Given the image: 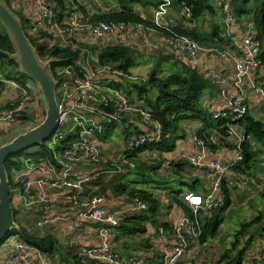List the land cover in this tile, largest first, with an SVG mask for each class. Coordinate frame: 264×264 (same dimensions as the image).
Segmentation results:
<instances>
[{
    "label": "crops",
    "instance_id": "0c3cea01",
    "mask_svg": "<svg viewBox=\"0 0 264 264\" xmlns=\"http://www.w3.org/2000/svg\"><path fill=\"white\" fill-rule=\"evenodd\" d=\"M45 1L49 4H53L52 0ZM76 1L65 0V4L69 9H66V11L60 13V15L64 17L70 16L75 8L78 7L77 5H74V3H77ZM77 4L81 3L78 2ZM9 5L13 6L14 10L29 21L31 26L30 36H32L37 43H42L49 49L56 47L62 51H77L79 53V57L81 54L86 53L85 56H88L86 59L88 64L95 70L100 68L97 64H93L98 62L94 51L90 49L91 47L96 48L95 44L100 47V51L116 45H124L128 48L130 47L135 52V57L142 60L139 61L138 59L137 65L130 69L131 73L129 76L127 74L121 75V73L117 71H111L97 74V77L101 79L112 78L114 81L123 80V82H125L126 80H124V78L126 77L133 83L140 84V82H146L148 79H142L141 81L139 78H135L132 75L133 69L138 68L143 64L144 66L149 67L152 62H148L147 60L149 59L170 56L174 61L179 62V64H183L186 67L189 66L206 79L208 78L211 80L212 85L205 91L202 100L203 109L207 115L211 116V118V114L213 112L223 110L226 107L225 99L221 94L222 91H227L233 97H240L241 94L246 96L248 114L253 116L256 120L264 123V96L256 94L253 90V87L258 84H262L264 87V65L261 68L252 71L249 74L250 76L243 81L242 87L238 89L234 84L233 74L235 72V63L232 59L221 60L216 56H206L204 58L195 59L188 58V56L178 57L169 52L165 46L164 36L157 31L148 32V34L142 37L129 35L128 37L114 38L112 36H107L99 42L91 44L85 42L80 45H75L72 42L70 43L66 41L54 42L53 38H51L47 33L35 32L33 30L36 8L32 0H10ZM110 8L111 7L104 8V11L102 12L109 11ZM186 9L174 6L173 3L169 7L167 16H165L163 20L178 29L199 30L203 33H211L213 24L218 23L222 26V36L229 42V45L222 46L224 47L222 50H230L234 56L238 58L242 57L240 47L242 45L244 35L248 30V26L252 24L251 18L247 16H243L242 19L236 17L237 20L230 26L229 29H227L225 18H223L217 9L215 14H206L205 17L198 22H194L191 18L187 17ZM136 10L141 13L142 17L151 20L155 6H152L147 10H144L140 6H136ZM88 12L93 14L89 10ZM90 51L92 52L90 53ZM142 58L148 59H145L146 62H144ZM78 62H80V60H78ZM100 70H96L95 72H99ZM8 83L14 84V82ZM103 95L107 94L104 93ZM103 95L99 96V98H102ZM128 96L132 98L134 102L145 108L144 102L137 97L136 92H133ZM97 121L99 124H103L102 118L97 119ZM120 123H122L125 128L123 132L124 137L121 146L115 148L109 139L111 137L110 134ZM112 124L115 125L113 126L111 132H109L110 129L108 128L105 136H93L91 139L92 143L95 142L97 146L102 149V154L106 162H111L113 159L119 161V157L124 152L125 148V135L131 131H137L148 135V137L152 139L149 145L161 144L164 142L162 135L163 127L157 122V120L147 123L139 117L132 116L131 118H118V120L114 121ZM159 126L161 128L160 134L162 137L158 133ZM202 130L205 132L202 133L201 136H204V138L206 137L207 141L199 134ZM234 130L238 136L243 139V141L246 139L244 125L239 123L234 126ZM195 135H198L206 143L208 152L210 151L206 155V163L212 159L222 163H228L234 159V150L237 142L236 137L229 136V133L223 134L218 128L210 126L206 127V125L201 121L189 120L179 124V128L174 132V134H172V138L174 140L170 141L169 144L165 142L167 145L163 144L164 148H146L138 151L134 154L132 159H130V162L134 164L133 167L125 164L122 166L120 173L102 174L97 181H94L92 185L85 188L83 196L85 200H91L95 197V195H102L105 198L103 206L108 212L114 213L116 211H122L125 215L127 214L110 236L111 248L113 251H117L121 254L122 264H130L132 261H139L143 264H163L165 257L173 254L175 251L174 249L181 246L182 240L178 238L174 229L181 218L186 214L181 206L177 204L173 191L182 188L183 193L178 199L184 202L187 206L188 203L186 202L185 197L191 193L188 190V187L181 186V182H188L189 180L197 181L198 193L204 196H208L211 192H213L212 189L214 186L215 175L212 172H210L207 168L185 165L179 160L180 153H190L196 155L202 153V149L194 140ZM249 142L252 149L259 152L256 165H254V167L251 168V171L247 173H242L235 169L228 171V174L224 178V182L230 191V202L225 209L226 211L223 213V217L227 212H229V207L232 206V204L237 203L236 198L238 195H244L248 191L249 192L247 194H250L251 192L257 193L258 191H262L264 189V143L254 137H250ZM140 155L144 156V158H139ZM139 160L140 164L137 163ZM153 160H158L160 165L155 164ZM106 162L99 165L77 164L76 168L78 171H100L108 168V165L105 164ZM153 164L157 165L158 168L161 166L160 170H157L158 173L159 171L160 173H163L164 171L169 170L168 172L172 174L171 176H173V174L179 175L180 186H178L177 189H170V185L168 183L166 186L163 185L164 187H159L158 182L157 184L154 182L152 186H150L149 183L151 179L148 177V174L154 171V167L156 166H152ZM142 166L144 170H147L146 172L136 170V168ZM149 168L151 170L148 171ZM141 173L144 174L143 177L140 175ZM15 177L17 178V175ZM27 177V179L30 180H37L38 178H42V175L39 172H35ZM181 178H184L185 180H181ZM17 183L22 184V182ZM124 183L128 186L127 192L123 191L122 185ZM20 186L11 192L13 202V196H19L20 199V202L14 206L17 222L28 233L34 235L35 237H46L52 235L58 239V247L55 252L56 254L51 257L47 255L52 264H92V262L85 261V259L82 258L81 251L83 248L96 247V245L101 243L102 239L99 233V227L97 224L95 225L90 221H87L84 226L79 225L80 218L78 210H75L65 200L67 194L70 193L69 190L64 187L52 188L50 186L40 187L37 185L33 187L29 195H26L27 197H24ZM145 186H149V188H145ZM133 189L146 190L153 193L160 201V207L157 215L143 222H139L143 227L144 232L130 234L127 231L129 229H133L138 224L134 217L142 214V212L133 209V199L128 193ZM96 191H99V193L93 194ZM222 195V193H219L216 196V199L218 201L221 200ZM214 211H216V209L211 212L210 217L207 219L203 218L201 215L194 218L199 221L200 230L201 226L206 224V222L213 216ZM129 219H134V221L130 220L126 222ZM44 220H49L50 222L43 223ZM38 223L43 224L39 225ZM215 234L216 232L211 235L209 234L205 240H202V234L199 238H191L188 236V247L183 258L178 264H209L208 253H192V251L195 249L207 250L204 249L207 247L206 243L210 241V238H214ZM11 246L12 244L8 248L3 245L0 246V264H8L7 257L8 253L11 251ZM255 248V250H250V252H248L250 258L246 264H252L260 258L261 254L264 252V238L262 241V248L261 246H257ZM224 254L225 252L221 255L218 254L220 258L217 259V257H215V261L219 262ZM77 256L78 258L74 260L73 257ZM97 263L106 264L102 262Z\"/></svg>",
    "mask_w": 264,
    "mask_h": 264
},
{
    "label": "built area",
    "instance_id": "2783aa9c",
    "mask_svg": "<svg viewBox=\"0 0 264 264\" xmlns=\"http://www.w3.org/2000/svg\"><path fill=\"white\" fill-rule=\"evenodd\" d=\"M10 2V0H6ZM35 4L36 13L34 16L33 30L35 32L47 33L51 38L59 42L76 38L77 36H86L90 40L99 42L105 37H128L145 36L148 32L157 31L164 36L165 46L169 52L178 57L188 58H204L206 56H216L221 60L232 59L235 63L234 84L240 89L243 81L250 76L252 71L261 68L264 63L261 59V46L257 41L253 25L248 26V30L244 35L241 50V58L232 54L230 50H221L215 46H204L198 41L180 34L175 27L166 23L164 19L167 16L169 7L173 4L172 0H157L160 2L154 10L152 22L153 26H144L137 23H113V22H89V18L82 10L75 9L70 16L64 17L60 15L55 4H49L45 0H32ZM214 6L225 18L227 29L237 20L233 9V0H212ZM11 6V5H10ZM13 7V6H11ZM187 17L191 18V11L186 9ZM109 45V44H108ZM107 45V46H108ZM78 66L58 67L55 72V78L58 80L57 100L59 106V126L55 134L47 141L48 148L55 149L60 142H65L68 137H75L70 143L68 149L60 154H54V161L36 160L32 158L25 159V169L18 173L16 182H22L20 189L24 197L30 194L35 186H50L52 188L64 187L69 190L66 201L79 214V225L84 226L87 221L97 224L101 236V243L96 247H87L82 249V258L85 261L102 262L106 264H122V256L119 252L113 251L110 245V236L119 226L125 215L122 211L110 213L103 206L105 200L102 195H95L91 200L83 198L85 188L97 181L102 174L120 173L122 166L127 164L133 167L130 162L132 154L148 146L151 140L148 135L131 131L125 135L124 152L119 157V161L113 159L106 162L102 154V149L95 142H91L93 136H105L108 128L118 118L139 117L143 121L150 123L154 121V116L146 108L133 101L132 98L125 95L121 90L111 86L114 79L97 77L102 72L116 71L112 65L102 66L96 70L88 64ZM16 83V82H15ZM14 83V84H15ZM22 91L28 94L26 89L18 86ZM256 94L264 96V87L258 84L253 87ZM22 93V92H21ZM106 93L107 95H103ZM26 95V94H23ZM21 94V97L23 96ZM99 98V96H102ZM226 107L223 110L213 112V120H224L226 122V133L229 136L237 138L235 146V157L228 163L210 160L205 162L208 147L206 143L198 136H194L197 145L202 149L201 154H185L180 153L179 160L189 166L198 168H207L215 175L213 189L208 196H204L198 192H191L185 197L188 206L194 212V217L200 215L207 219L213 210L224 205V197L217 200L219 193L223 194L222 184L228 171L234 169L244 159L242 152L243 139L238 136L234 130V126L239 124L248 115L247 98L243 94L240 97H233L227 91H222ZM23 99V98H22ZM24 102L13 109L0 111V134L7 131V127L14 126L20 121ZM102 118L103 124H99L97 119ZM161 128L159 126L158 133ZM158 134V135H159ZM161 135V134H160ZM162 137V135H161ZM105 164L108 168L100 171H78L77 164ZM39 172L42 178L37 180L27 179L30 174ZM24 182V183H23ZM133 209L137 211L148 210V204L139 197L133 198ZM44 220L43 223H48ZM43 223H38L39 225ZM202 225V224H201ZM202 227V226H201ZM178 238L182 240V244L176 247L171 255L165 257L163 264H178L183 258L188 247L187 237L199 238L202 234L199 221L184 215L174 229ZM12 237L11 251L8 253V264H52L46 253L30 246L18 237ZM130 264H143L135 261ZM252 264H264V252L260 258Z\"/></svg>",
    "mask_w": 264,
    "mask_h": 264
},
{
    "label": "trees",
    "instance_id": "16d2710c",
    "mask_svg": "<svg viewBox=\"0 0 264 264\" xmlns=\"http://www.w3.org/2000/svg\"><path fill=\"white\" fill-rule=\"evenodd\" d=\"M53 4L56 5V8L60 13L69 9L65 0H52ZM115 2L113 8H110L106 12H97L90 14L88 9L85 6L74 3L78 7L75 9H80L82 12L88 16L89 22H113V23H137L142 24L146 27L153 26L154 23L150 19L142 17L141 13L136 10V6L142 7L144 10L149 9L152 6L160 4L157 0H113ZM174 6H177L181 9L187 8L191 11V19L194 22H198L205 17L206 14H215L216 7L214 6L212 0H172ZM8 5L9 2L7 1ZM158 6V5H157ZM73 8V7H72ZM233 9L237 18L242 19L243 16L251 18L253 25V32L260 43L261 52L260 57L264 63V0H233ZM218 10V9H217ZM15 11V10H14ZM16 14L22 20L24 24L25 32L30 39L31 43L34 44L39 56L43 60L57 58L58 63L54 64V73L58 67L64 66H76L79 60V53L71 51H62L59 48L52 47L49 49L42 43H37L35 39L30 36L31 26L29 21L22 17L17 11ZM90 15V16H89ZM180 34L187 35L190 38L198 41L204 46H215L216 48L223 49L222 46L229 45V42L226 38L222 36V26L218 23L213 24V29L211 33H203L199 30H183L175 28ZM42 34V33H41ZM96 55L98 60L97 66H110L112 65L114 69L122 74L130 75V69L134 68L137 65V57H135V52L129 47L124 45L110 46V48L103 49L101 51H96L95 47H91ZM14 53V48L10 39L0 23V95L5 91L7 87L6 82H17L19 86L23 89H26L31 92L27 86V78L24 76L19 69V66L16 62L10 60L9 54ZM157 60L156 66L151 70L146 82H141V84L133 83L129 78H124L126 80L114 81L111 86L115 89L123 91L125 95H130L133 92L137 93V97L144 102L145 108L151 112L154 116V120L163 127V139L164 142L161 144H151L146 148H164V145L172 140V134L179 128V124L185 121H201L206 127H215L223 134L225 133L226 122L224 120L216 121L207 115L203 109L202 100L205 91L211 87L212 82L210 79H206L204 76L200 75L194 69H191L189 66H184L179 64V62L174 61L170 56L168 57H159L152 58ZM152 60V61H153ZM81 68V67H80ZM22 99L17 98L16 102H8L6 105L2 106L0 104L1 110L13 109L21 103ZM25 113H22L20 118L24 120H31L29 117L25 116ZM244 125L246 139L242 143V152L244 153L243 161L234 167L235 170H238L242 173H247L251 171V168L256 165L259 152H256L252 149V146L249 142L250 137H254L257 140L264 143V123L256 120L253 116L248 114L244 120L240 122ZM115 125V124H114ZM109 127V132L112 131L113 126ZM108 132V133H109ZM205 131L202 130L199 134L200 136ZM204 138V136H201ZM75 137H68L65 142H60L55 146L54 150L48 148L47 143L43 146H36V148L27 150L23 153L17 154V156L12 157L7 161V170L9 173V178L11 180V190L18 188L21 183L16 182V174L25 169V159L32 158L34 161L45 160V161H54L53 155L60 154L64 152L70 146V143L73 142ZM207 141V138H204ZM140 151V150H138ZM137 151V152H138ZM135 152V153H137ZM134 153V154H135ZM132 154L131 158L134 156ZM185 164V163H184ZM187 165V164H185ZM156 167H154L155 169ZM162 182V183H160ZM159 187L166 186V181H160ZM181 186L188 187L190 192H198V182H181ZM123 191H128L127 184H123ZM163 186V187H164ZM222 191L224 197V205L216 211L213 212V216L202 225L201 230L202 240H205L206 237L210 234H214L218 231V228L222 225L224 221L223 213L229 205L230 202V191L226 186V183L222 184ZM174 192V197H176L177 204L181 206L185 214L189 217H194V212L192 209L187 206L184 202L179 200V196L183 193L182 188H179ZM99 191H96L93 194H98ZM131 198L139 197L141 200L148 204V210L140 211L142 214L137 215L134 219L138 222L137 226L133 229H129L127 232L130 234L144 232L143 227L139 223L140 221H145L151 217L157 215L160 207V201L155 197L153 193H150L146 190L133 189L128 192ZM16 213V211H15ZM127 219V218H126ZM134 219H129L128 221H134ZM18 223V222H17ZM19 224V223H18ZM249 225H243L241 230L236 235V240L233 243V248L235 249L239 242L245 237L246 227ZM124 227V225H123ZM12 236H18L20 239L25 241L30 246H33L40 249L47 255L54 256L58 247V239L52 235L46 237H35L34 235L28 233L22 226L19 225V231H14L11 233ZM253 238H250L247 242L245 249H243L240 254L231 261L229 260V253L224 254L217 264H242L243 255L247 253V247L251 244ZM77 257H73L76 260ZM92 264H99L97 262L91 261Z\"/></svg>",
    "mask_w": 264,
    "mask_h": 264
},
{
    "label": "rangeland",
    "instance_id": "374dc122",
    "mask_svg": "<svg viewBox=\"0 0 264 264\" xmlns=\"http://www.w3.org/2000/svg\"><path fill=\"white\" fill-rule=\"evenodd\" d=\"M76 1V0H73ZM77 3H81L80 5L86 6V8L92 12V13H97V12H102L104 11V8H113V5L115 2L113 0H77ZM158 5V4H157ZM157 5L155 6V9L157 8ZM12 10H14L13 7H11ZM16 11V10H15ZM18 13V12H17ZM54 42H57L56 39H54ZM69 42L75 44V45H80L82 43H97V41L90 40L86 36H77L74 39L69 40ZM120 43V42H117ZM123 44V43H121ZM96 46L97 51L99 50V46ZM92 51H90L91 53ZM86 53L81 54L80 56V62H78V66L81 67L85 63V67L88 68L85 60L87 59V55L85 56ZM91 56V54H90ZM151 58V57H150ZM139 59V58H138ZM144 62H146L145 59L148 58H142ZM87 61V60H86ZM139 61H142L139 59ZM152 61V59L147 60ZM151 65L144 66L141 65L138 68H135L132 70V75L135 78H139L141 81L142 79H148L149 73L151 70L156 66L157 60H153ZM27 86L31 92L28 94L22 91L18 86L17 82L15 84H10L6 82L7 87L5 91L0 95V101L1 105L4 106L8 102H16V99H22L24 102V107L23 110H25L26 114L25 116L29 117L31 120H24L21 119L19 122H16L14 126L7 127V131L4 132V134H0V140L1 139H6L10 140L13 134L17 130L25 129L28 127H35L39 124H41L46 117V106H45V101L43 100L42 92L40 90L39 85L35 81L27 80ZM141 84V82H140ZM22 92V93H21ZM123 92V91H122ZM21 94H26L21 97ZM3 111V110H1ZM5 111V110H4ZM24 112V113H25ZM123 118V117H122ZM124 125L122 123L118 124V126L115 128V130L110 134V139L112 142L113 147H120L123 141V132H124ZM148 155V154H146ZM139 158H144V156H139ZM155 164H159L158 160H153ZM137 163L140 164V160L137 161ZM188 165V164H187ZM156 166L154 171H152L150 174H148V177L151 179L149 185L152 186V184L155 182H160L161 180L166 181L170 185V189H177L178 186H180V178L179 175L172 174L168 172L169 170L164 171L163 173H158L157 170H160V168L157 167V165H152ZM189 166V165H188ZM136 170L146 172L147 170L143 169L142 167L136 168ZM151 170L150 168L148 171ZM138 173V172H137ZM18 175V173L16 174ZM142 177L144 174H140ZM171 176V177H170ZM147 177V176H145ZM181 180H185L184 178H181ZM190 182V180L188 181ZM145 188H149V186H145ZM254 189V188H253ZM150 190V189H148ZM251 190V189H249ZM264 190V189H263ZM262 190V191H263ZM258 191L257 193H250V194H244V195H238L236 200V204H232V206L229 207V212L226 213L224 216V221L222 225L219 227V230L216 232L214 238H210V241L206 243L207 247L204 249L207 250H201V249H195L192 251V253H208V260L209 264H217L218 262L215 261V257L220 258L219 255H221L223 252L225 254L227 252L229 253V260L231 261L234 258H236L240 252L245 249L247 242L249 241L250 238H253L251 244L249 247H247V253L243 255V263L246 264L248 259L250 258L249 253L250 250H255L257 246H261L262 248V241L264 238V191ZM262 193V194H261ZM14 197V206L20 202L19 196H13ZM243 225H249L246 227V233H245V238L239 242L237 247L234 249L233 248V243L236 240V235L241 230ZM245 239V240H244ZM12 244V238H10L8 241L3 243L2 245L8 248ZM198 251V252H197Z\"/></svg>",
    "mask_w": 264,
    "mask_h": 264
},
{
    "label": "water",
    "instance_id": "95a60500",
    "mask_svg": "<svg viewBox=\"0 0 264 264\" xmlns=\"http://www.w3.org/2000/svg\"><path fill=\"white\" fill-rule=\"evenodd\" d=\"M0 23L3 25L14 53L9 54L10 60L16 62L20 72L35 81L42 92L46 106L45 120L35 126L17 130L10 140H0V246L14 237L19 231L17 216L11 197V180L7 170V161L17 154L43 146L55 134L59 126V106L57 100L58 80L55 78L53 65L57 58L43 60L34 44L28 38L22 20L8 5L0 0Z\"/></svg>",
    "mask_w": 264,
    "mask_h": 264
}]
</instances>
